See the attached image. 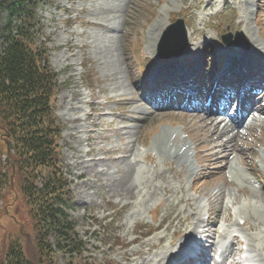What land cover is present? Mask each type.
I'll return each instance as SVG.
<instances>
[{"label": "rangeland", "instance_id": "1", "mask_svg": "<svg viewBox=\"0 0 264 264\" xmlns=\"http://www.w3.org/2000/svg\"><path fill=\"white\" fill-rule=\"evenodd\" d=\"M51 1L42 0L39 17L44 37L50 39V64L59 74L53 104L63 127L61 156L72 181L77 231L88 242L87 259L153 264L176 250L189 233L217 229L218 251L229 252L226 243L234 236L241 241L231 257H222L223 262L232 259V264L238 249H249V243L253 260L247 264H264V115L256 113L261 120L249 118L247 125L225 126L227 132L217 141L227 137L234 150L228 160L231 167L224 170L205 147L209 133L200 118H191L182 100L173 107L167 102L152 108L146 86L157 68L172 70L182 61L174 59L180 56L172 57L173 63L166 60L158 67L156 55L163 31L176 19L184 22L189 47L195 51L185 66H192V75L199 72L198 92L209 95L206 85L217 67L214 54L216 62L222 63L228 56L246 55L253 60L250 50L258 47L256 60L264 61V0ZM228 32H241L249 48L223 46L220 36ZM145 56L151 62L147 74L139 66ZM262 61L258 60L260 85L264 83ZM256 65L249 69L256 70ZM262 101L264 89L257 109L264 110ZM205 103L197 114L209 119L215 109L207 107L204 116ZM183 146L186 158L173 156L174 149ZM125 155L136 165V190L131 194L119 187L124 172L120 159ZM224 193L222 203L217 202L218 194ZM11 214L21 224V240L31 248L33 234L26 212L10 204L1 206L0 249L18 231L6 218ZM176 215L186 218L181 229L173 219ZM195 218L199 224L194 225ZM151 227L156 231L145 238ZM170 240L173 243L168 245ZM214 254L209 256L211 262L220 260ZM169 260L162 264H172Z\"/></svg>", "mask_w": 264, "mask_h": 264}, {"label": "trees", "instance_id": "2", "mask_svg": "<svg viewBox=\"0 0 264 264\" xmlns=\"http://www.w3.org/2000/svg\"><path fill=\"white\" fill-rule=\"evenodd\" d=\"M41 2L0 0V212L10 204L23 208L33 234L29 248L16 215L6 217L18 231L2 242L0 264H109L87 259L88 242L73 217L63 128L52 104L58 74L49 62Z\"/></svg>", "mask_w": 264, "mask_h": 264}, {"label": "bare ground", "instance_id": "3", "mask_svg": "<svg viewBox=\"0 0 264 264\" xmlns=\"http://www.w3.org/2000/svg\"><path fill=\"white\" fill-rule=\"evenodd\" d=\"M258 52H259V48L258 47H256V48L253 47L250 50V53H253V54H250V56L254 55L253 60L251 59L252 61L250 59H248L246 57V55H244L241 59L240 58L238 59L235 56H232V57L228 56V59H227V62H226V66H225V71L222 72L221 76H224L225 73L229 74V73H231L234 70L243 71L245 69L244 65H251V63H252V66H253L254 65L253 63H256V61L254 62V60H256L259 57ZM194 53H195V51H193V49H191L188 46L187 49L182 54L181 58H176V59L182 60L181 62H177V64H178L177 66L175 64V65H173L175 67H172V70L165 69L164 71H162V69L160 70V68H157L150 80H155L156 78H162L166 74L170 73V74L176 76L174 78L183 77V79H180V83H183L185 81L186 77H189V76H191L194 73L192 66H185V63L190 62V58L194 57ZM262 58L264 59V57H262ZM174 61L175 60H168V62H170V63H173ZM163 64H165V62H163ZM160 66H161V64H159L158 67H160ZM232 67H235L236 69L232 68ZM198 73H195V75L198 74ZM168 78H172V77H168ZM262 90H260L258 93H256V95L254 97V102L250 101V102H248L246 104L240 102L238 108H241V106H243L242 114H241V117H240V122L235 121V119L228 118L227 115H225L226 109H227L229 104H227V107H225L226 106V104H225L223 106V108L220 109V110H214V112H210V113L213 114V116L210 117L209 119L203 118V117H201V116H199L197 114L199 111H201L199 107H194L192 109L193 113L190 114V117L191 118H196V117L200 118L199 119V123L202 124L203 128L208 130V133H209L208 137L209 138L205 142V147L207 148V151L211 152V156L215 160H217L218 163L222 164V167H223L224 170H226L227 167H228V169L231 167L228 160L232 156L234 149L230 146L231 140H228L227 137H225L224 139H221L220 141H217V140L221 137L222 134H225L227 132L228 128H226L225 126H229L231 128H235V127H237L239 125L246 124L249 118L250 119H255L254 122L261 120V118H259V115H257L256 113H258L260 115H264V110L257 109L256 108V104L259 102V95L262 92ZM177 97L179 98V96L176 95L175 98H177ZM204 97L205 96H202V94H201L200 97H199V100L200 101L203 100ZM228 98H227V100H228ZM212 101H213V95H211V97H210L211 104L209 103L208 108L212 105ZM168 103H169L170 106H173L177 102L175 100H172V99L169 100L168 99ZM263 103H264V101H262V103H261L262 107H263ZM208 113H209V111H208ZM126 133L129 134V132H126ZM128 138H130V136ZM172 154H173V156L175 154H177V156L179 158L183 157L185 159L186 155H187V150H185V147L183 149H179L177 147V148L174 149ZM262 154L264 156V149L262 151ZM120 160L122 161V164H124V166H123L124 167V172L119 176L120 177L119 187L121 188V190L125 191L126 193L131 194V193H133L136 190V185H135V183H133V177H135L134 174H135V166L136 165L133 164L129 160V157L126 156V155L124 157H122ZM186 162H189V159H186ZM224 196H225V193L223 194V196L221 194H218L216 201L219 202V203H222V201L224 199ZM185 201H186L185 202L186 205H190V201L189 200H185ZM183 202H184V200H183ZM173 219H177L181 223V226L179 227L180 229L182 227V224L186 220V218L183 219V218L179 217V215H176ZM197 223L199 224V220L195 218V224L194 225H196ZM194 234L203 236V239H201V242L203 244V247L206 250H208V252L204 254L205 257L203 259L208 261V264H223L224 262L221 260L222 257H231L233 255V251H231V250L234 248V246H240L241 245V241L238 240V241H240V243H239L237 241L238 238L236 239L237 236L232 237L229 241L227 240L228 243H226V246L230 247L231 250L229 252L226 250V248H225V250H219V257H220L219 262H216L217 259L215 261L211 262V260L209 259V256H211L212 254L215 253L214 254V257H215V255L218 253L217 252L218 251V246L216 248V243L218 242V245H219V241H216V240H217V237L220 236V235H218L217 229L213 230L211 233L209 231H207V232L204 233V235H203V232L201 230H199V232L198 231L194 232ZM194 234L192 232V233H189L186 238L185 237L182 238V239L180 238L181 240H180L179 246L177 247L176 250L172 251L169 254L164 255V257L161 260L156 261L153 264H162L164 261L166 262L170 258H172V259H170L168 262L172 261V264H184L183 259L187 255H190V252H191V248L188 247L189 246L188 244L190 242H198L199 241L198 238L194 237ZM160 239L161 240L164 239V236L161 237ZM250 239H251V237H250ZM250 241H252V240H250ZM172 243L173 242L170 240L168 245H171ZM248 245H249V249L253 248V246L251 244L248 243L247 246ZM149 248H158V246L154 247V245L149 244ZM249 249H248V247H247V249H244V253L247 256H250V260H253V255L251 254ZM261 250L264 251V247ZM238 253H241L240 249H238V251L236 252V254H238ZM136 255L139 256L140 255V251L136 252ZM235 255L233 256L234 262L232 264H237V263H235V258H234Z\"/></svg>", "mask_w": 264, "mask_h": 264}, {"label": "water", "instance_id": "4", "mask_svg": "<svg viewBox=\"0 0 264 264\" xmlns=\"http://www.w3.org/2000/svg\"><path fill=\"white\" fill-rule=\"evenodd\" d=\"M241 34L235 35V44L239 43ZM222 40L225 44L231 43V35L223 36ZM187 45V35L185 33L182 21H176L164 31L159 47V55L161 57H169L171 55L180 54ZM242 46V44H240ZM247 45H244L246 47Z\"/></svg>", "mask_w": 264, "mask_h": 264}]
</instances>
